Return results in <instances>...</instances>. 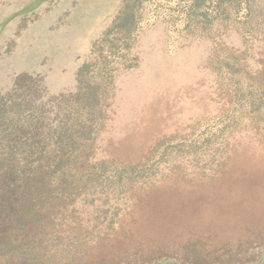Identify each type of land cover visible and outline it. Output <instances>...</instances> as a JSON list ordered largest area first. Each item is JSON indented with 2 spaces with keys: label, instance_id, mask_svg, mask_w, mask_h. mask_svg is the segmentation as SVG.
Returning a JSON list of instances; mask_svg holds the SVG:
<instances>
[{
  "label": "rangeland",
  "instance_id": "374dc122",
  "mask_svg": "<svg viewBox=\"0 0 264 264\" xmlns=\"http://www.w3.org/2000/svg\"><path fill=\"white\" fill-rule=\"evenodd\" d=\"M21 75L69 117L54 261L264 264V0H0Z\"/></svg>",
  "mask_w": 264,
  "mask_h": 264
},
{
  "label": "trees",
  "instance_id": "16d2710c",
  "mask_svg": "<svg viewBox=\"0 0 264 264\" xmlns=\"http://www.w3.org/2000/svg\"><path fill=\"white\" fill-rule=\"evenodd\" d=\"M24 77L0 93V264H78L54 261L41 233L44 207L54 200L44 189L70 136L67 110L37 83L22 84Z\"/></svg>",
  "mask_w": 264,
  "mask_h": 264
}]
</instances>
